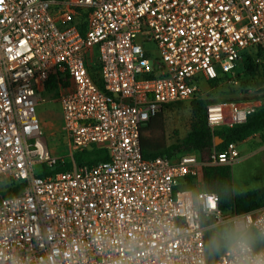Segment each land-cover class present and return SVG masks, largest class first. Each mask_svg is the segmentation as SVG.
I'll use <instances>...</instances> for the list:
<instances>
[{
    "label": "built area",
    "instance_id": "1",
    "mask_svg": "<svg viewBox=\"0 0 264 264\" xmlns=\"http://www.w3.org/2000/svg\"><path fill=\"white\" fill-rule=\"evenodd\" d=\"M246 57L264 65V0H0V264H209L210 224L264 219V206L222 212L215 194L176 190L235 164L238 144L205 159L140 148L157 114L210 99L201 84H238ZM41 95L60 107L68 160L44 143ZM242 95L206 108L212 131L245 123L264 84ZM92 148L108 160L78 167L73 155Z\"/></svg>",
    "mask_w": 264,
    "mask_h": 264
},
{
    "label": "trees",
    "instance_id": "2",
    "mask_svg": "<svg viewBox=\"0 0 264 264\" xmlns=\"http://www.w3.org/2000/svg\"><path fill=\"white\" fill-rule=\"evenodd\" d=\"M240 75H238L242 94L246 89H256L264 84V65L256 64L250 57H246L243 60L242 67L239 69ZM93 80L101 88V82L98 79V75L94 74V70L90 71ZM221 76L218 79L208 83V86L213 89L221 85ZM57 88L55 78L50 79L47 92H51ZM246 101L245 98H243ZM264 101V99H263ZM215 100L202 99L193 100L189 103V109L191 112V123L186 135L175 141L172 144H167L164 139L163 132V113L157 114L153 117L140 133V148L142 157L145 160H152L158 157H167L171 160L176 159L182 155L193 154L198 157H208L212 152H221L228 144H240L249 138L256 135H260L264 131V102L262 106L252 115H250L246 122L241 125H235L223 130L212 131L206 121V108L212 104H216ZM172 107H167L168 109ZM153 130L159 131L161 134L157 136H147V132ZM218 138L222 142L218 146H214L215 139ZM73 160L78 167H92L101 162H106L108 157L104 151L96 150L92 148L89 151L75 153ZM71 169V164L68 161H64L62 164L56 166V170L43 168L38 174L40 178L53 176L60 172H64ZM230 167H204L202 168V178L204 192L208 194H215L219 200V208L222 212H235L237 214L249 213L253 210L264 206V189H256L248 192H244L238 195H234ZM194 179H187L186 183L178 186L176 190L179 191H194ZM12 192H7L3 196H10ZM210 232L206 233V249L208 254V263L212 264L217 260L221 253L210 252L207 247L208 237Z\"/></svg>",
    "mask_w": 264,
    "mask_h": 264
},
{
    "label": "rangeland",
    "instance_id": "3",
    "mask_svg": "<svg viewBox=\"0 0 264 264\" xmlns=\"http://www.w3.org/2000/svg\"><path fill=\"white\" fill-rule=\"evenodd\" d=\"M199 88L204 97L218 103L240 105L245 103L239 79L238 84L225 83L213 89L201 84ZM41 99H44L45 102L38 104L36 115L42 125L44 143L52 156L68 160L69 151L63 134L60 107L46 95H41ZM163 116L162 135L167 144L182 139L188 132L191 123L189 105L172 106L164 110ZM158 134L161 133L153 130L145 135L157 136ZM217 144L220 143L217 141ZM237 150L240 157L230 169L233 192L239 194L264 189V138L252 137L246 144H239ZM202 158L205 159L206 156ZM193 182L196 191L204 190L201 179L197 178Z\"/></svg>",
    "mask_w": 264,
    "mask_h": 264
},
{
    "label": "clouds",
    "instance_id": "4",
    "mask_svg": "<svg viewBox=\"0 0 264 264\" xmlns=\"http://www.w3.org/2000/svg\"><path fill=\"white\" fill-rule=\"evenodd\" d=\"M207 247L210 252L226 251L232 264H264V219L255 223L236 215L223 224H210Z\"/></svg>",
    "mask_w": 264,
    "mask_h": 264
},
{
    "label": "water",
    "instance_id": "5",
    "mask_svg": "<svg viewBox=\"0 0 264 264\" xmlns=\"http://www.w3.org/2000/svg\"><path fill=\"white\" fill-rule=\"evenodd\" d=\"M217 141H218L219 143L222 142V140L216 138V139H215V142H214V146H215V147L218 146ZM52 171H55V168H53Z\"/></svg>",
    "mask_w": 264,
    "mask_h": 264
},
{
    "label": "crops",
    "instance_id": "6",
    "mask_svg": "<svg viewBox=\"0 0 264 264\" xmlns=\"http://www.w3.org/2000/svg\"><path fill=\"white\" fill-rule=\"evenodd\" d=\"M254 137L256 138V137H258V136H254ZM254 137H253V138H254ZM249 139H251V138H249ZM249 139H248V140H249ZM248 140H246V141H244V142H242V143H240V144H246V142H247ZM238 145H239V144H238ZM232 166H233V165H232ZM232 166H230V168H231ZM233 193H234V192H233ZM239 194H241V193H239ZM234 195H238V194L234 193Z\"/></svg>",
    "mask_w": 264,
    "mask_h": 264
}]
</instances>
